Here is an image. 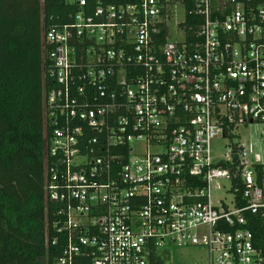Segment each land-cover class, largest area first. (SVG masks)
I'll return each instance as SVG.
<instances>
[{
    "label": "built area",
    "instance_id": "2783aa9c",
    "mask_svg": "<svg viewBox=\"0 0 264 264\" xmlns=\"http://www.w3.org/2000/svg\"><path fill=\"white\" fill-rule=\"evenodd\" d=\"M65 2L43 33L56 264H151L170 244L264 264V160L240 140L264 123V0Z\"/></svg>",
    "mask_w": 264,
    "mask_h": 264
},
{
    "label": "trees",
    "instance_id": "16d2710c",
    "mask_svg": "<svg viewBox=\"0 0 264 264\" xmlns=\"http://www.w3.org/2000/svg\"><path fill=\"white\" fill-rule=\"evenodd\" d=\"M65 0H0V264H56L46 244L53 204L44 196L47 81L44 28L67 21ZM48 215V218H47ZM264 254V224L248 216ZM167 252L151 264H164Z\"/></svg>",
    "mask_w": 264,
    "mask_h": 264
},
{
    "label": "rangeland",
    "instance_id": "374dc122",
    "mask_svg": "<svg viewBox=\"0 0 264 264\" xmlns=\"http://www.w3.org/2000/svg\"><path fill=\"white\" fill-rule=\"evenodd\" d=\"M240 140L247 147L250 144L253 145L264 160V123L252 124L247 129L243 128L240 132ZM213 149L223 152L224 146L221 142H215ZM166 248L167 250L164 248L160 250V255L163 251L167 252L164 264L204 263L207 259V250L202 246L181 247L170 244Z\"/></svg>",
    "mask_w": 264,
    "mask_h": 264
}]
</instances>
